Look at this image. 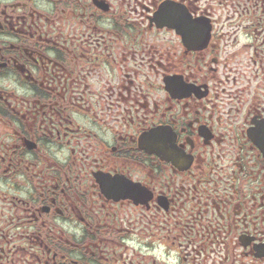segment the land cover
Instances as JSON below:
<instances>
[{
  "label": "flooded vegetation",
  "instance_id": "flooded-vegetation-1",
  "mask_svg": "<svg viewBox=\"0 0 264 264\" xmlns=\"http://www.w3.org/2000/svg\"><path fill=\"white\" fill-rule=\"evenodd\" d=\"M0 264H264V0H0Z\"/></svg>",
  "mask_w": 264,
  "mask_h": 264
},
{
  "label": "water",
  "instance_id": "water-1",
  "mask_svg": "<svg viewBox=\"0 0 264 264\" xmlns=\"http://www.w3.org/2000/svg\"><path fill=\"white\" fill-rule=\"evenodd\" d=\"M161 15H160V17L163 19H166L165 21H164V23L166 24V25H168L169 27H171L172 26V22L170 21V17H169V15H167V13L169 12V5L165 2V3H163L162 5H161ZM174 26V25H173ZM174 27H176V26H174Z\"/></svg>",
  "mask_w": 264,
  "mask_h": 264
}]
</instances>
